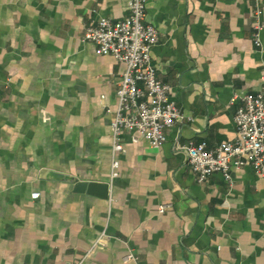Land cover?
<instances>
[{"label": "crops", "instance_id": "obj_1", "mask_svg": "<svg viewBox=\"0 0 264 264\" xmlns=\"http://www.w3.org/2000/svg\"><path fill=\"white\" fill-rule=\"evenodd\" d=\"M255 3L148 0L152 61L184 119L160 148L124 132L112 177L108 109L126 66L84 32L126 17V0H0V264H264V177L245 163L231 183L221 172L201 183L182 147L234 140L233 95L263 87ZM44 168L109 182L110 195L41 178Z\"/></svg>", "mask_w": 264, "mask_h": 264}, {"label": "built area", "instance_id": "obj_2", "mask_svg": "<svg viewBox=\"0 0 264 264\" xmlns=\"http://www.w3.org/2000/svg\"><path fill=\"white\" fill-rule=\"evenodd\" d=\"M128 14L120 20L101 17L96 24L86 26L84 38L97 45L101 54H112L125 63L123 78L116 89L117 106L112 114L113 160L112 177L118 175V154L124 150L122 135L132 134V140L145 138L151 146L160 148L168 139L167 131L184 119L181 109L170 95L171 86L161 81L152 61V49L160 41V32L146 20L148 0H126ZM254 40L261 45L262 0H255ZM232 102H239L234 121L236 137L209 148L207 141L182 145L188 152L189 163L199 182H206L214 172H221L233 181L234 168L248 163L255 173L264 177V85L256 93H235ZM192 119V117H189ZM34 197L40 195L35 192ZM170 208L162 204L160 212ZM102 232L94 247L102 246ZM129 251L125 260L138 261ZM243 264V263H241Z\"/></svg>", "mask_w": 264, "mask_h": 264}, {"label": "water", "instance_id": "obj_3", "mask_svg": "<svg viewBox=\"0 0 264 264\" xmlns=\"http://www.w3.org/2000/svg\"><path fill=\"white\" fill-rule=\"evenodd\" d=\"M40 177L49 180H58L74 183V189L76 191H86L88 193L95 194L103 198H108L110 195L109 182L79 180L69 173L55 170L52 168L42 169Z\"/></svg>", "mask_w": 264, "mask_h": 264}]
</instances>
